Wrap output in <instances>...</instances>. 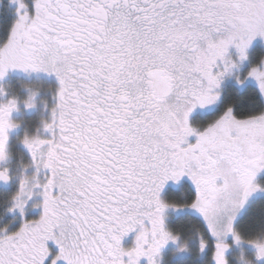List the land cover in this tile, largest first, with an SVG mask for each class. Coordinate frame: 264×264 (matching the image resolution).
Segmentation results:
<instances>
[{"label": "snow or ice", "instance_id": "obj_1", "mask_svg": "<svg viewBox=\"0 0 264 264\" xmlns=\"http://www.w3.org/2000/svg\"><path fill=\"white\" fill-rule=\"evenodd\" d=\"M18 3L0 43V80L11 70L42 72L59 87L43 122L50 137H24L36 175L21 179L11 209L23 214L40 189L42 215L14 232L0 228V264H46L49 241L59 249L50 264H157L160 249L178 241L167 210L185 207L215 238V264H229V237L264 259V240L245 241L237 226L264 192V110L238 116L229 106L203 129L190 122L220 99L239 66L232 50L242 63L264 39V0H34V13ZM247 78L264 94V63ZM16 110L15 98L0 103V161ZM185 177L193 199H162L169 182ZM10 179L0 169V182ZM132 232L134 246L124 247Z\"/></svg>", "mask_w": 264, "mask_h": 264}, {"label": "flooded vegetation", "instance_id": "obj_2", "mask_svg": "<svg viewBox=\"0 0 264 264\" xmlns=\"http://www.w3.org/2000/svg\"><path fill=\"white\" fill-rule=\"evenodd\" d=\"M27 11L34 13V0H24ZM18 0H0V43L7 40L13 23L18 19ZM233 59L239 65L231 75L224 78L221 85L220 99L213 105L204 108H197L190 116L193 127L203 129L209 123L217 119L227 107L231 106L238 116L248 115L264 110V94L259 90L258 84L253 79L247 78V73L253 65L264 63V39L257 38L248 51V59L240 62L236 52L232 50ZM244 81L243 84L238 79ZM49 79L55 86L59 87L55 75L42 72H24L22 70H11L4 80H0V103L15 98L18 102V110L12 113L11 119L18 125L10 130L7 144V159L0 161V169H8L11 179L9 186H2L0 182V210L6 205V198L14 193V177L23 165V179L28 175H36V168L32 156L23 143L25 135H40L38 121L41 119V112L36 109V101L40 96L35 90L29 89L31 84L39 80ZM30 101L32 107H27L25 102ZM45 137H50L46 132ZM195 137H190V142H195ZM24 164L30 166L26 169ZM41 171L39 175H44ZM264 183V173L258 177ZM7 182V183H8ZM195 187L188 177L183 178L179 183L169 182L161 196L167 202L186 204L194 198ZM237 226L244 238L264 240V192L254 194L248 201L246 207L241 211ZM166 228L178 241H169L160 249L156 257L157 264H215L213 255L215 252L216 240L213 238L201 216L190 208L180 210L168 209L166 213ZM136 232L126 236L123 246H127L130 240L136 237ZM207 240V247L201 250V240ZM230 248L227 252L229 264H264V259H258L256 249L245 242L236 244L232 238L228 241ZM141 264H147L142 259Z\"/></svg>", "mask_w": 264, "mask_h": 264}, {"label": "rangeland", "instance_id": "obj_3", "mask_svg": "<svg viewBox=\"0 0 264 264\" xmlns=\"http://www.w3.org/2000/svg\"><path fill=\"white\" fill-rule=\"evenodd\" d=\"M29 89L35 90L37 92V95L40 96L39 100H35L36 103V109H38L40 112L42 110V114L40 115L41 119L38 121V129L40 132V136H44L46 134V130L43 127V122L45 120H49L51 118V112L53 107H55L57 103L56 99V90L58 89L57 86L54 85V83L51 80H39L35 82L34 84H31ZM41 109V110H40ZM50 133V132H48ZM51 135V133H50ZM29 164H24V168H28ZM22 171L20 173L18 172L14 177V193L10 194L8 198H6V205L3 206V208L0 210V228L7 227L9 232H14L18 230L22 224L25 222V220H34L38 219L42 215V207H38L37 205L42 204L43 197L40 194V189H34L31 199L27 200V204L25 205L23 214L20 212L19 209H15L14 211L11 210L14 207V197L19 191V185L21 181V175L24 174V169L22 168ZM34 175H28V177H32ZM38 179L40 181H44L45 174L39 175ZM35 183V181H33ZM27 199V197H25ZM133 233V232H132ZM131 234V233H130ZM126 238V237H125ZM124 238V239H125ZM135 237L130 240V243H128L127 246L132 247L134 246ZM48 247L51 250V256L49 257V260L46 262V264H50V260L58 253L59 249L54 241L48 242ZM125 247V245H124ZM63 264V262H61Z\"/></svg>", "mask_w": 264, "mask_h": 264}, {"label": "water", "instance_id": "obj_4", "mask_svg": "<svg viewBox=\"0 0 264 264\" xmlns=\"http://www.w3.org/2000/svg\"><path fill=\"white\" fill-rule=\"evenodd\" d=\"M2 186H9V182L5 183V182H1Z\"/></svg>", "mask_w": 264, "mask_h": 264}]
</instances>
